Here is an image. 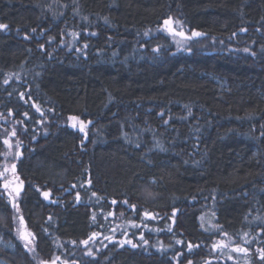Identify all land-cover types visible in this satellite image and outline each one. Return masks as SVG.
Listing matches in <instances>:
<instances>
[{
  "label": "trees",
  "instance_id": "trees-1",
  "mask_svg": "<svg viewBox=\"0 0 264 264\" xmlns=\"http://www.w3.org/2000/svg\"><path fill=\"white\" fill-rule=\"evenodd\" d=\"M0 24V173L14 131L23 183L0 175V258L264 264V0H0Z\"/></svg>",
  "mask_w": 264,
  "mask_h": 264
},
{
  "label": "rangeland",
  "instance_id": "rangeland-1",
  "mask_svg": "<svg viewBox=\"0 0 264 264\" xmlns=\"http://www.w3.org/2000/svg\"><path fill=\"white\" fill-rule=\"evenodd\" d=\"M165 24V23H164ZM164 30H167L168 32L172 33L175 36H177V39L175 40L177 43L182 44L183 46L188 43V40H192V35L188 33L183 27H181L178 22L170 23L169 25H166L163 27ZM171 29V30H170ZM179 33H183V35H180ZM5 140H8L9 143H4V149L2 153V172L4 175H2V180L4 183V180L6 182H10V186L8 190L13 189V180H11V176L15 175L18 176L16 173L13 174L11 172L12 165H15L17 157V153H19V141L13 137H7L5 136ZM5 168L8 169L7 172L5 171ZM200 223L203 229L205 230H212L214 229V216L211 213H205L200 216ZM0 248L7 249L11 253L14 251L15 244L11 241H8L4 238L3 235L0 234ZM0 264H10L6 259L0 258Z\"/></svg>",
  "mask_w": 264,
  "mask_h": 264
},
{
  "label": "snow or ice",
  "instance_id": "snow-or-ice-1",
  "mask_svg": "<svg viewBox=\"0 0 264 264\" xmlns=\"http://www.w3.org/2000/svg\"><path fill=\"white\" fill-rule=\"evenodd\" d=\"M170 20H171V18H169L168 20H166V21H165V24H166V25H169V24H170ZM6 27H7V25L0 24V29L6 28ZM170 30H171V29H170ZM179 34H180V35H183V33H179ZM73 35H75V33H74ZM192 35H193V36H199V35H201V34H200V33H197V32H193ZM41 47H42V46H41ZM245 51H248V50L245 49ZM5 83H7V80L5 81ZM23 98H24V94L21 93V99H23ZM37 111H40V109L37 108ZM25 116H27V113H25ZM69 119L75 120L76 117H69ZM73 126H74V125H73ZM81 131H83V124L81 125ZM11 135H15V132L13 131V133H12ZM4 143H5V144H8L9 141H8V140H5ZM17 155H19V153H17ZM15 170H16L15 165H12V167H11V172H12L13 174H15ZM7 171H8V169L5 168V172H7ZM0 175H4V173H0ZM16 179L18 180V178H16ZM152 183H155V180H153ZM9 186H10V182H6V183L4 184L5 189H8ZM21 186H22V182H20L19 184H17V185L12 189V192H14L16 196H19ZM9 195L11 196L12 193L10 192ZM42 195L44 196L45 199H48V198H49V192H44V193H42ZM93 195H95V193H93ZM77 199H79V196H77ZM112 203L115 205V204H117L118 202L115 201V200H113ZM123 203H124L125 205H128V201H127V200L123 201ZM13 207H17L15 203H13ZM129 207H131L133 210H135L136 205H129ZM18 210H19V209H18V207H17V211H18ZM109 215H112V213H109ZM144 215H145V216H151L152 214L149 213V212H145ZM173 215H175V210H173ZM49 219H51V217H49ZM21 223H23V219H22V218H21ZM96 235H98V233H93L92 236L89 237V240L93 239ZM225 235H226V234H225ZM21 238H22L23 240L26 241V243H25V248L29 249L30 251H34V248H32V247H30V246L32 245L33 241L35 240V236H34L32 233H30V232H26V233H23V234H22ZM108 239H111V238H108ZM141 239H143V237H141ZM89 240L81 241V243L87 245V244L89 243ZM120 243H121V245H123L124 243H131V241H130V240H129V241H121ZM145 243H147V241H145ZM177 243H181V241H177ZM136 246H137V245L132 244V247H136ZM224 246H225V245L223 244V242H220L219 244H214V245H213V248L216 249L217 247H224ZM188 247H189V250H191L193 246H192L191 244H189ZM233 251L238 252V253H245V254H247L248 249L243 248V247H236V248L233 249ZM257 251H258V253H259V257H260V259H261V260H264V249H257ZM88 254L91 255V252H89ZM178 255H179V254H178ZM229 258H231V257H229ZM58 259H59V257H57L56 259L52 260L51 262L41 261V264H56V260H58ZM189 264H192V262L189 261Z\"/></svg>",
  "mask_w": 264,
  "mask_h": 264
},
{
  "label": "flooded vegetation",
  "instance_id": "flooded-vegetation-1",
  "mask_svg": "<svg viewBox=\"0 0 264 264\" xmlns=\"http://www.w3.org/2000/svg\"><path fill=\"white\" fill-rule=\"evenodd\" d=\"M10 178H11V180H13V188H14L17 184L20 183V180H19L18 176L16 177L15 175H12ZM16 178H18V180H17ZM5 183H6V181L4 180L3 188H5V187H4V184H5ZM10 192H11V189H10ZM13 193H14V192H13Z\"/></svg>",
  "mask_w": 264,
  "mask_h": 264
},
{
  "label": "water",
  "instance_id": "water-1",
  "mask_svg": "<svg viewBox=\"0 0 264 264\" xmlns=\"http://www.w3.org/2000/svg\"><path fill=\"white\" fill-rule=\"evenodd\" d=\"M22 186H23V183H22ZM22 186H21V188H22ZM21 188H20V189H21Z\"/></svg>",
  "mask_w": 264,
  "mask_h": 264
},
{
  "label": "bare ground",
  "instance_id": "bare-ground-1",
  "mask_svg": "<svg viewBox=\"0 0 264 264\" xmlns=\"http://www.w3.org/2000/svg\"><path fill=\"white\" fill-rule=\"evenodd\" d=\"M5 172V171H4Z\"/></svg>",
  "mask_w": 264,
  "mask_h": 264
}]
</instances>
